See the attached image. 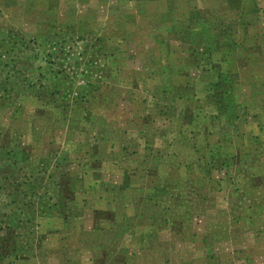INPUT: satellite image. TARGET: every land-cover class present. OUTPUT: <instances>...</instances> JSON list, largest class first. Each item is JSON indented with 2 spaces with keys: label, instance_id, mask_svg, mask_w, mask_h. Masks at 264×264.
I'll list each match as a JSON object with an SVG mask.
<instances>
[{
  "label": "rangeland",
  "instance_id": "374dc122",
  "mask_svg": "<svg viewBox=\"0 0 264 264\" xmlns=\"http://www.w3.org/2000/svg\"><path fill=\"white\" fill-rule=\"evenodd\" d=\"M0 264H264V0H0Z\"/></svg>",
  "mask_w": 264,
  "mask_h": 264
}]
</instances>
